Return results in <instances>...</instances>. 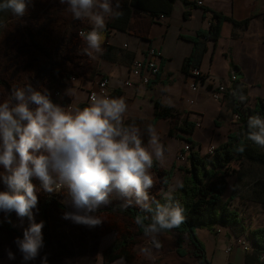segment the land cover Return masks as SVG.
Masks as SVG:
<instances>
[{"label":"crops","instance_id":"crops-1","mask_svg":"<svg viewBox=\"0 0 264 264\" xmlns=\"http://www.w3.org/2000/svg\"><path fill=\"white\" fill-rule=\"evenodd\" d=\"M128 1L120 0L119 17L106 18L105 27L109 22L114 26L104 29L103 54H97L94 59L81 54L86 45L77 34L79 28L87 26L91 29V25L86 20H74L67 5L61 4L60 0L49 2L48 4H52L50 9L41 8L45 3H39L38 0H27L26 12L19 18L10 10H0V71L3 69L0 84L7 89L9 98L11 91L22 88L31 79L34 83L42 82L39 69L31 63H52L53 60H58L65 70L53 73L52 78L39 89L50 94L49 98L66 111L75 112L90 106L86 101L87 92L95 88V82L101 75H105L108 78V89L114 92L113 98H123L126 102L124 123L135 125L144 134L147 125L154 121V101L159 100L172 108L176 115L173 119H157L152 125L162 135L160 140L163 139L161 144L164 158L156 160L157 164L164 170L174 166L173 177L177 173L180 175L179 166H187L186 160L179 163L175 159L177 150L182 146L178 142L188 143L176 135L191 139L196 145L195 149L204 154L209 145H220L225 142L229 133L236 132L230 128V123L236 121L237 115L228 98L229 90L235 82L229 80L232 67L235 68L236 81L247 97L244 107L250 104L253 108L258 99L264 101V0H203L202 6L196 5L193 0H175L171 15L163 18L152 17L148 12L131 6L130 13L124 16L121 8L128 5ZM32 4L40 9L36 12V8L34 11ZM31 9L33 15L27 14ZM211 11L236 21L247 20V23L238 25L224 20L217 40H202L198 44V48L205 47V51L202 52L197 68L207 79L199 85L197 91H192V68L189 75L181 70L183 59L192 50V43L181 36H193L197 30L207 29L212 20ZM150 47L161 51L159 71L149 84L143 85L130 75V67L133 60L144 59ZM45 49L53 54L49 55ZM24 51L27 52L26 56ZM19 63H25L22 74L26 63L35 74L29 72L23 80L16 78V74H11V71L14 66L19 67ZM127 79L132 84L124 85L123 82ZM217 82L227 86L220 101L212 100L210 94V83ZM73 91L74 94H71ZM190 99L194 103L190 104ZM184 120L193 123L188 132L182 130ZM237 126L239 127V122ZM171 129L174 135L169 134ZM167 138L178 141L170 152L167 149ZM44 225H47L45 220ZM49 230L51 236V227ZM105 240L91 264H105L103 250L114 238L108 237ZM237 248L243 251L241 263L249 264L245 261L246 251L242 246ZM107 264L131 262L117 258ZM190 264H198V260L195 258ZM227 264L233 262L227 261Z\"/></svg>","mask_w":264,"mask_h":264},{"label":"clouds","instance_id":"clouds-1","mask_svg":"<svg viewBox=\"0 0 264 264\" xmlns=\"http://www.w3.org/2000/svg\"><path fill=\"white\" fill-rule=\"evenodd\" d=\"M60 3L67 5L74 20H86L91 25L90 31L78 33L86 45L81 54L93 59L97 54L102 55L106 18L119 17L120 0L115 3L60 0ZM26 9L27 0L0 3V10H10L18 18ZM126 111L123 98L93 95L90 106L69 112L32 86L15 88L11 101L0 102V167L3 169L0 181L6 188L0 191V210L15 211L20 218L29 220L22 238L14 240L25 264L35 260L44 247V222L36 223L32 211L38 204L33 178L47 193L67 186L75 210L65 212L62 219L74 225L89 229L101 226L104 220L96 213L111 203L113 194L125 207L135 204L151 213L150 224H145L146 217L140 215L134 221L149 239L150 246L141 248L149 259L153 249L162 247L160 234L180 227L185 221L183 207L171 202L170 193L165 194L169 201L165 204L150 197L149 190L154 187L150 170L154 159L164 158V148L151 124L145 130L148 136L145 146L144 133L135 125H124ZM248 129V139L264 147V118L249 117ZM6 252L9 260L15 259L10 249ZM41 264H47L46 256Z\"/></svg>","mask_w":264,"mask_h":264},{"label":"trees","instance_id":"trees-1","mask_svg":"<svg viewBox=\"0 0 264 264\" xmlns=\"http://www.w3.org/2000/svg\"><path fill=\"white\" fill-rule=\"evenodd\" d=\"M182 1L186 2L185 0ZM174 2L175 0H129L128 5H124L121 8V12L124 16H127L131 11V6L135 9L148 12L152 17H159L160 15L170 16ZM211 16L212 20L209 22L207 29H199L193 36H181V38L192 43V50L183 59L181 65V70L185 75L191 74V68V70L198 69L197 67L202 52L205 51V47L199 49L198 44L202 40H217L221 23L224 20H230L238 25L247 23V20L236 21L216 11H211ZM110 26H114L112 22H109L106 27L108 28ZM232 69L235 70L234 67ZM53 72L56 71H52L48 76L43 75L42 82L40 83H34L32 79L30 83L34 86V89H38L42 94H47L39 88L52 78ZM48 95L50 97V94ZM241 97H243V101ZM228 98L233 104V112L237 115L239 127L236 132L227 135L225 142L214 146V149L210 153H200L199 149H195L196 145L191 139L176 135L180 140L187 141L190 144V150L186 156L187 166L178 167L183 173L182 178L176 189L171 193V202H178L183 207L185 221L180 227L165 230L163 233H177L175 238V251L179 256L186 254V250L182 246L183 235H186L191 244L189 251L200 264H204V261H206L204 246L197 238L193 240L190 233L193 232L195 234L196 229L201 228L214 233L218 226L231 227L240 224L239 213L231 204L233 197L223 198L227 189V178L237 173V169L233 164L238 163L241 165L247 162L264 166V147H260L248 139L249 117L258 115L264 118V101L258 99L252 109L247 107L241 109L243 104L247 102V97L238 81L233 83L229 90ZM13 101L14 103L16 102L15 100ZM175 116L172 108L163 105L159 100L154 101V121L160 118L173 119ZM154 121L151 122V125H153ZM124 125L128 126L129 124L124 123ZM183 125L182 130L186 132L193 127V123L187 120L183 121ZM169 134L174 135L172 129L169 131ZM142 139L144 145L147 146L148 136L146 133L142 135ZM240 148L244 150L241 152L239 151ZM151 170L160 176L162 186L167 187L170 184L174 166L168 170L160 169L157 161L154 160ZM237 178L241 180L240 177ZM252 190L255 194L264 193V179L254 180ZM153 198L161 204L169 202L163 194L155 195ZM56 203L60 209L70 211L64 204L58 201ZM113 208H116L119 213H122L133 221H135L137 215H140L146 217L144 220L145 224L152 222V214L144 212L138 207L132 205L125 207L123 203L121 205L117 203L113 205L110 203L108 210ZM46 209H48V203L44 202L41 206V215L43 217L46 215ZM5 228L11 229V226L6 224ZM136 228L138 233H144L143 228L137 225ZM126 233L116 236L109 246L103 250L105 264L117 258H123L127 262L133 260L134 253L132 246L134 245V241ZM42 234L44 246H46L49 243L48 237L50 235V230L47 225H44ZM249 236L251 239V250L250 252H245V261L249 264H264V225L251 229Z\"/></svg>","mask_w":264,"mask_h":264},{"label":"rangeland","instance_id":"rangeland-1","mask_svg":"<svg viewBox=\"0 0 264 264\" xmlns=\"http://www.w3.org/2000/svg\"><path fill=\"white\" fill-rule=\"evenodd\" d=\"M52 1L54 2L55 0H38L39 3H45L41 5V8L44 7V9H46V7L50 9L52 4L48 3ZM31 6L33 10L37 8L36 12L40 9L39 6L34 7L33 4ZM29 13L33 15L32 9L27 11V14ZM45 52L49 55L53 54V52L51 53L48 49H45ZM23 54L26 56L27 52L24 51ZM50 60L52 61L51 58ZM24 65L25 63H19V67L14 66L11 74H16L15 77L20 80L25 79V76H27L29 72L32 73V75L35 74L28 67V63H26L24 74H22ZM31 65L36 66L37 69H39L38 73L42 76H48L52 71H56L53 73L57 74L65 70L64 65L58 62V60H53L52 63L46 61L39 64L31 63ZM0 77L2 76L0 75ZM28 83L27 81L26 85H23L22 88L26 86H32L34 88L31 83ZM5 100L11 101V96L8 98L7 89L4 88L3 84H0V102ZM12 102L14 103L13 100ZM246 106L252 109L250 104H246ZM243 108L244 105L241 109ZM235 120V122L230 123V125L232 124L230 128L237 130V116ZM157 134L159 137L162 136L159 133ZM162 141L163 139L160 140V143H162ZM166 141L169 152L174 149L178 142L170 138H167ZM178 143L183 145L184 142L179 141ZM184 162L185 161L179 163ZM233 165L236 167L237 173L227 178V189L223 198L233 197L231 204L239 213L240 224L225 229L218 226L216 232H214L215 234L204 228L196 229L195 237L202 242L205 248V256L208 264H227V261H232L233 264H242L241 258L243 251L237 248L238 246L241 247L238 241L245 240V244L247 245V250L245 251L250 252L251 239L249 231L264 225V193L255 194L252 190L254 180L264 179V166L247 162L241 165L234 163ZM2 171L3 169L0 167V172ZM151 173L154 179V187L149 190L150 197H154L158 194L171 193L178 186L183 174L182 171H180V175L178 173L175 174L170 184L164 187L161 184L160 176L157 173ZM237 177H240L241 180ZM32 182L37 187L36 194L38 196V211L37 209L32 210L34 220L36 223H39L44 219L47 226L51 227V236L49 235L48 237L49 244L42 248L40 255L35 260L26 262V264H41V259L45 256L47 257V264H84L85 262L91 264L99 253L103 242L106 241L105 239L108 237L115 238L126 232L134 241V245L132 246L134 258L131 264H190L191 261L195 259V257L190 254L189 250L191 249V244L186 235H184L182 243L183 248L186 250V254L182 256L184 258H181V256L176 253V232H162L158 237L162 247L158 250L153 249L151 259L145 257L141 252V248L150 246L148 237H146L144 233H138L134 221L122 213H119L116 208L108 210L110 204L106 207H101L96 213V215L104 220L101 226L89 229L85 226L74 225L70 221L62 219L63 214L67 211L60 209L56 203L58 201L64 204L70 211L75 210L67 186L54 190L52 193H47L40 187V182L37 179L33 178ZM5 190V185L0 181V191ZM110 199L113 205L114 203L120 205L122 203L124 204L116 194H113ZM44 202L48 203V209L45 210L46 215L43 217L41 215V206ZM132 206L137 207L135 204H132ZM6 224L10 225L11 229H6ZM28 226L29 220L27 217L20 218L15 211L5 213L0 210V264H25L14 240L16 237L22 238L23 230ZM17 232L20 234H17ZM234 235L237 236L234 237ZM215 239L217 240L215 241ZM232 246L234 247L231 251ZM228 248L230 250H227ZM6 249H10L13 252L15 255L14 260L8 259ZM198 264L200 263L198 262Z\"/></svg>","mask_w":264,"mask_h":264},{"label":"built area","instance_id":"built-area-1","mask_svg":"<svg viewBox=\"0 0 264 264\" xmlns=\"http://www.w3.org/2000/svg\"><path fill=\"white\" fill-rule=\"evenodd\" d=\"M194 3L198 6L203 5V0H193ZM160 18H163V15L159 16ZM87 26H83L77 30V34L80 31H90ZM161 58V51L157 48L150 47L147 50L146 57L142 60L135 59L131 63L130 67V75L134 78H137L138 81L143 84L147 85L150 83V81L156 77L159 71V60ZM192 78L193 81L190 84V89L192 91H197L199 85L203 84L205 80L207 79L205 75L199 70V69H193L192 70ZM229 80L231 82L237 80V75L234 69H231L229 73ZM124 85H130L132 84V81L130 79H127L123 82ZM212 85L210 89L211 98L214 101H220L221 97L223 96L226 85L223 83H210ZM93 95L98 96H105L108 98L114 97V92L108 89V78L105 75H101L95 82V88L91 89L87 92L86 95V101L87 103H91V97ZM189 103H194V100L190 99ZM214 149V145H209L207 147L208 153H210ZM190 150V144L189 143H183V145L177 150L175 159L178 162H183L186 160V156ZM239 245L242 246L244 250H247V245L243 240L238 241ZM227 250H230L229 248Z\"/></svg>","mask_w":264,"mask_h":264},{"label":"water","instance_id":"water-1","mask_svg":"<svg viewBox=\"0 0 264 264\" xmlns=\"http://www.w3.org/2000/svg\"><path fill=\"white\" fill-rule=\"evenodd\" d=\"M17 234H20V233L17 232ZM190 234H191L192 239L195 240L196 239L195 234L193 232H191ZM204 264H208V262L204 261Z\"/></svg>","mask_w":264,"mask_h":264}]
</instances>
